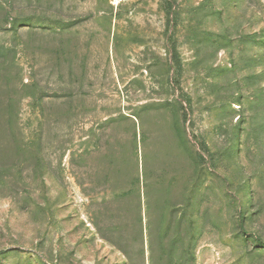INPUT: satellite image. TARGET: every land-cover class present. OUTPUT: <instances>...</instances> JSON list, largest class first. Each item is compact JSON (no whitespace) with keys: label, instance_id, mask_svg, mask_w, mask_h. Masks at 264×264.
Returning <instances> with one entry per match:
<instances>
[{"label":"rangeland","instance_id":"rangeland-1","mask_svg":"<svg viewBox=\"0 0 264 264\" xmlns=\"http://www.w3.org/2000/svg\"><path fill=\"white\" fill-rule=\"evenodd\" d=\"M0 264H264V0H0Z\"/></svg>","mask_w":264,"mask_h":264}]
</instances>
